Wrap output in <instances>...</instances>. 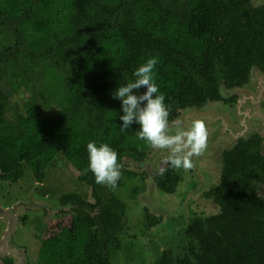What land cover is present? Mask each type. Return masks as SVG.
<instances>
[{
    "label": "trees",
    "instance_id": "16d2710c",
    "mask_svg": "<svg viewBox=\"0 0 264 264\" xmlns=\"http://www.w3.org/2000/svg\"><path fill=\"white\" fill-rule=\"evenodd\" d=\"M247 3L0 0V31L4 28L19 49L15 89L24 84L30 93L27 113L16 109L12 120L4 114L9 100L0 94L1 177L17 181L28 166L43 181L61 154L93 186L97 200L62 196L63 203L72 200L79 207L70 225L60 224L47 237L35 264H108L107 238L98 231L116 228L117 200H104L101 185L85 172L86 145L109 144L119 162L128 148L147 144L137 138L138 125L120 131L121 102L113 92L134 79L141 63L158 56L156 82L166 97L168 120L181 108L219 99L223 87L246 81L252 64L264 57V11ZM0 77L5 78L1 69ZM247 157L254 159L253 151ZM237 177L221 200L224 212L208 220L207 230L193 227L178 264H264V196L258 187L264 168L244 169ZM158 264L175 260L170 255Z\"/></svg>",
    "mask_w": 264,
    "mask_h": 264
},
{
    "label": "flooded vegetation",
    "instance_id": "af4514ba",
    "mask_svg": "<svg viewBox=\"0 0 264 264\" xmlns=\"http://www.w3.org/2000/svg\"><path fill=\"white\" fill-rule=\"evenodd\" d=\"M247 1L249 7L264 11V0ZM0 36V69L5 73V78L0 77V94H5L9 100V107L4 114L7 119L12 120L16 109L27 113L25 103L30 93L24 84L15 89L16 74L13 61L19 49L13 37H10L4 28L1 29ZM247 74L246 81L232 88L223 87L219 99L181 108L170 118L169 129L173 131L176 127H189L195 119L205 123L208 134L207 148L201 156L193 157V168H171L164 163L167 151L150 148L146 143L127 149L128 154L119 160L122 177L117 186L112 188L101 185L99 189L104 200L109 197L116 199L118 208L116 228L103 226L98 231L100 236L107 238L105 242L108 264H158L163 257L171 255L174 261L184 255L195 234L193 227L207 230L208 220L224 212L221 200L234 188V182L238 180L237 174L241 175L244 169L264 168V124L257 116L259 112L264 114L261 109V105L264 107V57L260 65L252 64V69ZM17 79L22 80V76L18 75ZM21 90H25L28 97L20 108L17 94ZM259 96L261 101L258 102L256 100ZM251 142L256 143L254 149L250 145ZM252 151L254 159H245V154H252ZM158 155L160 156L157 157ZM202 162L207 163V171H200ZM161 167L167 169L163 175L159 174ZM74 171L78 182L89 186L90 199H86L79 190L65 191L57 198L46 195L36 198V186L43 187L49 175L47 174L43 181H38L32 174L35 184L22 195H28V200L21 201L18 198L6 205L0 202L4 208L12 207L17 202L23 203L17 212L19 216L15 231L9 240L6 234L13 227L14 217H0V264H17L18 259L9 252H17L26 259L27 264L37 262L41 247L46 245L47 237L54 231L53 220H59L55 230L59 229L60 224L70 225L75 209L79 207L78 204H73L72 200L63 203V195L78 193L87 202L97 203L93 196V186L81 179L80 172L75 167ZM6 182L16 181L3 179L0 173V195L7 186ZM258 187L260 194L264 196V183L259 182ZM42 189L37 188V192L43 194L40 193ZM162 191L171 197L163 196L164 199H161L158 193ZM173 195H179L181 207L187 204L188 210L179 215L184 220L179 219L171 224L166 205L169 198V201H172ZM177 201L179 202V199ZM134 206L137 207L133 208ZM134 210L138 211L135 216L132 215ZM168 218L169 222L166 223Z\"/></svg>",
    "mask_w": 264,
    "mask_h": 264
},
{
    "label": "clouds",
    "instance_id": "9594fccd",
    "mask_svg": "<svg viewBox=\"0 0 264 264\" xmlns=\"http://www.w3.org/2000/svg\"><path fill=\"white\" fill-rule=\"evenodd\" d=\"M158 56H150L132 72L134 79L122 84L113 92V98L121 102L120 131L138 125L137 138L147 142L150 148L166 150L164 163L173 169H191L193 157H199L207 148V129L202 120L195 119L187 128L169 129V107L165 95L156 82ZM144 91L141 92V88ZM88 165L85 172H92L95 182L115 188L122 177L117 150L104 142L89 141L86 145ZM167 171L161 167L159 174Z\"/></svg>",
    "mask_w": 264,
    "mask_h": 264
},
{
    "label": "rangeland",
    "instance_id": "374dc122",
    "mask_svg": "<svg viewBox=\"0 0 264 264\" xmlns=\"http://www.w3.org/2000/svg\"><path fill=\"white\" fill-rule=\"evenodd\" d=\"M1 39V36H0ZM17 99L20 100L19 102V106L21 108V106H23L24 101L27 100L28 97V93L25 90H21L18 94H17ZM261 109L264 111V107L263 105H261ZM22 111V109H21ZM182 113V112H181ZM183 115V113H182ZM181 115V116H182ZM255 116V115H254ZM254 119V118H253ZM252 119V120H253ZM255 120H259L257 118H255ZM251 121V120H250ZM261 121V120H260ZM264 124V120L261 121ZM253 123V122H252ZM252 127V126H251ZM261 129V128H260ZM264 133V130H262ZM160 155H158L157 157H159ZM61 160L63 162H61ZM199 166V165H198ZM200 171H207V163L206 162H202L200 164L199 167ZM47 174L49 176L48 179L46 178V181L43 183V187L40 186H36L35 188V192H34V197L36 198H41L42 196H48L50 198H57L60 194H63L65 191L69 192L72 190H79L80 193L86 198V199H90V188L89 186L87 187L86 184L83 183H79L78 178H77V174L74 171V167L72 166L71 163H69L68 161H66V159L63 156H58L55 160H53L49 166H48V170H47ZM32 170L30 167H26L25 168V175L24 177L16 182H6V187L5 190L3 191V193H1L0 195V202L3 205L9 204L11 201H14L15 199H21L22 200H28V195H23V193L28 192L29 190H31V187H33V185L35 184V178L34 176H32ZM71 185L73 186V188H71ZM37 188H40L42 190H40V193L43 194H39L37 192ZM158 195H161V199H164L163 196L165 197H171L170 195L166 194L165 192H159ZM33 198V196H32ZM170 199V198H169ZM168 199V203L166 205V209L168 210V212L170 213V223L173 224L174 222L176 223L179 219H181L179 217V215H182L184 212H187L188 210V205H184L181 207V197L179 195H173L172 197V201H169ZM179 199V202L177 201ZM43 200V199H41ZM137 206H134L133 208H136ZM137 210H134L132 212V215L135 216L137 214ZM184 219H181L180 221H182ZM59 222V220H53V226L52 229L55 231L56 227H57V223ZM166 223L169 222V218L167 220H165ZM29 227V225H28ZM34 232H32L33 234ZM38 245V243H36Z\"/></svg>",
    "mask_w": 264,
    "mask_h": 264
},
{
    "label": "water",
    "instance_id": "95a60500",
    "mask_svg": "<svg viewBox=\"0 0 264 264\" xmlns=\"http://www.w3.org/2000/svg\"><path fill=\"white\" fill-rule=\"evenodd\" d=\"M260 99H261V96H259L258 100H256V101L259 102V101H261ZM257 116L259 117V119L264 120V114L259 112V114ZM22 205H23V203H21V202L20 203L17 202L12 207H9V208H4L0 205V217L5 218L6 215H9V216L12 215L14 217V219L12 220L13 227L6 234L7 240L10 239L11 235L15 231V227H16L15 223H16L18 216H19L17 212H18L19 208H21ZM9 254L16 256V258L18 259L17 264H27L26 259L23 256H21L20 254H18L17 252H14V253L9 252ZM175 264H178L177 258H175Z\"/></svg>",
    "mask_w": 264,
    "mask_h": 264
}]
</instances>
